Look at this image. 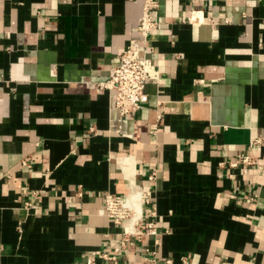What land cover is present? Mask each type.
Instances as JSON below:
<instances>
[{
  "label": "crops",
  "instance_id": "0c3cea01",
  "mask_svg": "<svg viewBox=\"0 0 264 264\" xmlns=\"http://www.w3.org/2000/svg\"><path fill=\"white\" fill-rule=\"evenodd\" d=\"M157 1L160 79L126 118L98 83L139 36L141 0H0V264L119 246L128 220L98 210L138 185L157 235L130 237L120 264H264V0ZM195 9L209 22L188 23Z\"/></svg>",
  "mask_w": 264,
  "mask_h": 264
},
{
  "label": "built area",
  "instance_id": "2783aa9c",
  "mask_svg": "<svg viewBox=\"0 0 264 264\" xmlns=\"http://www.w3.org/2000/svg\"><path fill=\"white\" fill-rule=\"evenodd\" d=\"M142 12L137 24L138 37L130 39L126 46L117 52L118 64L110 69L107 80L98 83L100 90L113 92L114 109L120 116L126 118H135L141 112L148 102L146 86L148 83H158L160 71L152 60L146 56V43L152 31L158 28L157 10L159 3L157 0H141ZM187 22L190 24L208 23L202 10H192ZM156 131V127H153ZM257 141H253L256 143ZM253 157L245 156L240 160H235L229 165L236 167L238 164H252ZM28 163V159L22 161L23 165ZM156 171L148 173L149 181L156 180ZM139 211L133 203L126 201V196L107 193L103 196L102 204L98 210L99 215H103L111 220L113 224L121 225L124 220L127 221L123 238L120 245L113 247L110 251L96 250L86 257V264H98V261H105L108 264H120L119 255L121 249L132 244L130 237L138 236L141 241L147 235H157V204L152 199V185L144 188L140 185L136 187L139 190ZM140 189V190H141ZM144 197V198H143ZM144 199V200H143ZM144 205V208H142ZM29 204H26L27 208ZM17 230L21 232L18 226ZM157 243L158 240L154 239ZM147 250V249H146ZM144 260H149L147 252H144ZM154 261V260H153ZM165 264H173L172 259H166Z\"/></svg>",
  "mask_w": 264,
  "mask_h": 264
},
{
  "label": "bare ground",
  "instance_id": "6f19581e",
  "mask_svg": "<svg viewBox=\"0 0 264 264\" xmlns=\"http://www.w3.org/2000/svg\"><path fill=\"white\" fill-rule=\"evenodd\" d=\"M135 185V184H134ZM137 187V186H136ZM139 190L135 187L131 190V193L126 197V201L133 203L136 209L139 211Z\"/></svg>",
  "mask_w": 264,
  "mask_h": 264
}]
</instances>
